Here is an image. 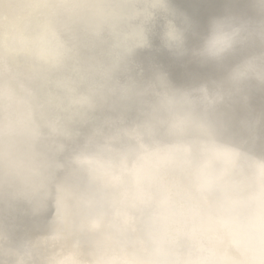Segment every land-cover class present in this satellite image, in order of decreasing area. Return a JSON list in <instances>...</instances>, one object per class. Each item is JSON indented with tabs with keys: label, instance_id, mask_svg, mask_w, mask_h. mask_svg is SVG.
<instances>
[{
	"label": "clouds",
	"instance_id": "1",
	"mask_svg": "<svg viewBox=\"0 0 264 264\" xmlns=\"http://www.w3.org/2000/svg\"><path fill=\"white\" fill-rule=\"evenodd\" d=\"M0 264H264V0H0Z\"/></svg>",
	"mask_w": 264,
	"mask_h": 264
}]
</instances>
